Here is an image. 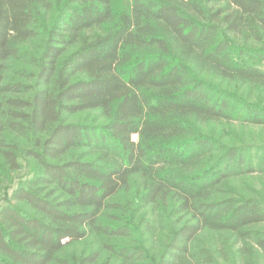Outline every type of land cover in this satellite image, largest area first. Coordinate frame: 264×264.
Segmentation results:
<instances>
[{
	"label": "trees",
	"instance_id": "16d2710c",
	"mask_svg": "<svg viewBox=\"0 0 264 264\" xmlns=\"http://www.w3.org/2000/svg\"><path fill=\"white\" fill-rule=\"evenodd\" d=\"M117 1L0 0V264L264 260V0Z\"/></svg>",
	"mask_w": 264,
	"mask_h": 264
},
{
	"label": "rangeland",
	"instance_id": "374dc122",
	"mask_svg": "<svg viewBox=\"0 0 264 264\" xmlns=\"http://www.w3.org/2000/svg\"><path fill=\"white\" fill-rule=\"evenodd\" d=\"M123 2L126 0H118L116 2V7H122ZM239 93L235 92L241 98L248 100L246 94L248 95V91L245 88H241ZM245 93V96H244ZM250 97L256 98V100H251L253 102L257 101V93L252 92ZM95 117L90 116L85 119L84 122L93 123L95 122ZM241 128H244L246 132L242 134L239 132V135L245 142L253 140L254 144L264 145V133L258 132L259 129H254L256 131H249V127H242L237 125L233 127L236 129V132L241 131ZM251 133V134H249ZM134 141H137L138 137H133ZM237 143L242 140L239 137H235ZM234 183L229 182L227 185L228 192H233L231 194H235V196L248 198H264V174L258 173L254 176H244V177H236L232 179ZM257 192V194H256ZM1 198V191H0ZM118 201L125 202L124 195H121L118 198ZM1 202V200H0ZM261 232L264 233V227L260 229ZM149 246L154 247L156 252H159L161 249L160 245L157 242L149 243ZM194 251L207 249L209 250L217 262L220 264H264V260L262 259V255L259 250L256 249V246L253 244H246L243 240L238 238L237 236L224 234L220 232H209L206 231L196 239L193 245ZM244 250V252H243ZM242 252L243 254H241Z\"/></svg>",
	"mask_w": 264,
	"mask_h": 264
}]
</instances>
